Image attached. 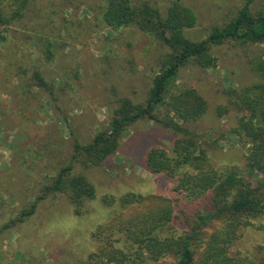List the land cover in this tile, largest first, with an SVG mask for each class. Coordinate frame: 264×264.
<instances>
[{"label":"rangeland","instance_id":"1","mask_svg":"<svg viewBox=\"0 0 264 264\" xmlns=\"http://www.w3.org/2000/svg\"><path fill=\"white\" fill-rule=\"evenodd\" d=\"M94 1L29 0L23 16L1 28L0 264H98L89 256L103 246L131 251L122 233L109 236L103 229L127 208L118 202L105 205L103 199L116 200L127 193L174 195L175 178L150 173L142 165L145 153L152 148L171 154L174 136L146 118L122 133L117 151L100 166L86 168L82 161L71 159L75 142L85 145L96 133L109 128L117 99L127 98L135 105L145 103L152 80L169 52L137 28L97 25L94 14L87 10ZM133 1L147 2L164 16L172 0ZM179 1L192 9L197 19L193 28L183 31L192 42L201 41L213 27L227 23L244 5L258 10L264 2ZM263 50L261 44L236 42L212 46L216 66L202 69L188 62L169 84L166 95L168 98L186 87L202 96L206 113L197 122L184 125L198 137L194 151L204 147L214 168H233L253 186L257 185L256 178L245 161L249 146L229 131L244 115L231 111L218 117L216 108L225 103L226 92L259 81L251 65L262 58ZM35 75L48 89L37 84ZM159 111L161 116L165 110ZM70 163V177L82 176L95 189V198L83 202L80 216L75 215L66 193L47 192L53 178ZM36 198L35 212L13 222ZM186 209L180 203L175 208L174 226L178 230L187 228ZM206 218L204 215L205 222ZM253 223L258 229L243 230L230 245L231 254L260 257V248L264 251V218ZM115 227L119 228L118 224ZM175 263L170 255L140 264Z\"/></svg>","mask_w":264,"mask_h":264},{"label":"trees","instance_id":"2","mask_svg":"<svg viewBox=\"0 0 264 264\" xmlns=\"http://www.w3.org/2000/svg\"><path fill=\"white\" fill-rule=\"evenodd\" d=\"M94 2L87 5V10L94 14L97 25L111 29L137 28L169 52L152 80L145 103L135 105L127 98L117 99L109 128L96 133L85 145L75 142L71 159L82 161L86 168L100 166L117 151L122 133L146 118L168 129L174 141L171 154L152 148L145 153L142 165L150 173H163L175 178L176 182L172 197L133 193L116 200L105 197V205L118 202L127 210L120 212L103 229L109 236L122 233L132 250L106 245L89 259L96 258L98 264H140L171 255L175 264H264L263 248H260L262 252L258 258L238 252L231 254L229 250L243 230L258 229L253 223L255 219L264 218V50L262 58L251 65L259 81L226 92L225 103L216 108L218 117L231 111L243 113V118L229 131L249 146L246 167L256 178V186L245 181L233 168L222 171L214 168L204 147L198 146L194 151L198 137L184 125L197 122L206 113L207 103L202 96L195 89L186 87L171 93L168 98L166 96L169 84L188 62L202 69L216 66L217 60L210 52L212 46L225 42L264 45V2L258 10L244 5L227 23L213 27L199 42H192L183 35L185 29L196 25L197 19L192 9L179 0L169 1L164 16L147 2ZM28 3L29 0H0V39L1 28L19 20ZM35 78L39 86L48 89L38 75ZM161 109L165 111L159 116ZM72 166L70 163L59 171L47 192L66 193L74 205L75 215L80 216L84 213L83 202L95 198V189L82 176L70 177ZM37 200L39 198L13 222L32 215ZM179 203L187 208V228L182 230L174 226L175 208ZM204 215L207 216L206 222ZM116 224L119 228L115 227Z\"/></svg>","mask_w":264,"mask_h":264}]
</instances>
